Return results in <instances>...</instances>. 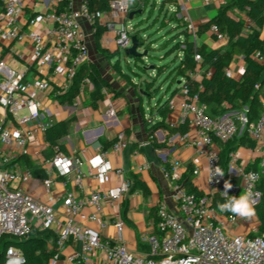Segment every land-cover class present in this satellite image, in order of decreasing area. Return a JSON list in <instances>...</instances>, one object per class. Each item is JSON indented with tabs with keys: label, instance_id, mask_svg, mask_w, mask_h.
<instances>
[{
	"label": "built area",
	"instance_id": "2783aa9c",
	"mask_svg": "<svg viewBox=\"0 0 264 264\" xmlns=\"http://www.w3.org/2000/svg\"><path fill=\"white\" fill-rule=\"evenodd\" d=\"M23 1L6 0L3 10L0 7V41H21L28 37L33 45L35 60V74L31 78H27L25 71L10 66L5 59L0 60V107L3 108V112H0V242L4 238L30 237L36 229L55 230L56 252L49 264L59 263L63 250L69 243L77 247L65 257L69 264H91L99 260L101 254L106 259V264H264V233L254 228V235H236L233 227L239 223L240 217H220L222 212L215 204L216 195L224 197L222 192L225 181L232 185L228 191L230 196H239L241 192L251 190L255 198L254 207L262 199L263 192L259 184L264 171V158L257 170L239 169L231 165L226 171L215 143H226L239 133L247 131L259 148H263L264 109L257 121L249 123L245 109L231 110L220 117H212L207 105L201 103L197 95L191 98L184 96L188 92L187 88L183 89V99L180 102L171 100V109L181 107L183 111L180 124L188 123L196 131L195 137L187 132L181 139L205 156L207 191L202 194L190 192L180 183V161H175L169 167L163 166L164 177L171 187L170 199L176 209L167 200L158 203L156 217L151 220L154 232L147 236L150 252L135 253L125 239L126 221L119 214L112 219L104 216L105 203L108 201L115 206L119 205L132 191L133 180L125 176L123 167L113 165L108 151L103 149L91 156H86V150L79 155H69L60 145H56L51 158H42L41 151L50 125L44 121V105L40 95L52 90L51 71L65 72L72 78L90 60L89 37L84 24H89L94 34V25L106 19L107 28L113 31L105 37L106 43L115 45L121 51L130 47L133 29L127 22L134 11L133 7L139 2L135 5V0H111L110 9L100 11L92 10L85 0L79 8L74 7L73 0H49L52 8L35 15L29 21L31 25L50 23L46 33L34 29L23 33L18 25ZM178 1L181 8L179 17L188 21L189 30L196 39L197 26L189 13V0ZM206 2L210 3V0ZM212 32L219 47L228 44V38L217 25L212 27ZM196 59L200 62L201 55L197 54ZM227 75H233L231 69ZM262 101L264 104V98ZM115 112L112 107L110 113L114 115ZM177 125V122H170L173 128ZM38 137H41L43 143L39 144L37 156L42 159L41 164L48 175L43 179L44 189L47 192L54 189L56 183L52 175L63 178L66 186L74 175L73 182L81 190L85 189L86 178H94L99 187L91 191L85 201L68 191L62 197L65 210L60 212L25 188L36 175L34 169L23 159H31L30 143ZM129 144L126 133L122 131L118 133L110 150L122 154ZM232 160L236 162L237 159L233 157ZM85 164L88 166L87 170H84ZM150 167L151 163H146L140 169ZM216 167L222 169L223 177L215 176ZM194 173L199 174L200 169L196 168ZM250 173L255 174V180L251 179ZM111 176L121 177V180L114 187L104 188ZM235 177L239 181H232ZM86 205L94 211L85 213ZM87 220L96 222L99 227L85 225L84 221ZM110 224L115 228L112 236L104 233ZM24 262L23 251L15 245L9 246L5 264Z\"/></svg>",
	"mask_w": 264,
	"mask_h": 264
},
{
	"label": "crops",
	"instance_id": "0c3cea01",
	"mask_svg": "<svg viewBox=\"0 0 264 264\" xmlns=\"http://www.w3.org/2000/svg\"><path fill=\"white\" fill-rule=\"evenodd\" d=\"M6 0H0V7L3 10ZM74 7L79 8L83 0H73ZM230 0H189V13L196 24L197 28L205 23L207 20L216 16L219 9ZM52 7L49 6V0H24L23 7L19 14L18 25L23 33L34 29L42 33H46L47 28L51 26L48 22L38 23L31 25L29 23L35 15L45 13ZM135 11V10H134ZM140 8L135 14L140 13ZM106 19L102 22L106 26ZM89 37L90 61L94 63L102 72L104 77L109 81V88H106L104 97L96 104H92L89 96L92 90L90 82L86 81L82 89L74 100V102L62 103L56 97V94L68 90L72 83V78L68 77L65 72L56 73L51 71L50 81L52 90L49 93H42L40 98L44 105V121L52 125L59 120L68 119L75 116L72 122L70 132L67 136L62 138V142L66 145V152L69 155H79L83 150L87 151L86 156H91L99 149L108 151V157L115 167H123L125 176L132 180L137 176L149 188V195H145L140 188H133L132 191L124 197L122 202L115 206L110 202L104 205V216L112 219L115 215H120L126 221L125 239L132 251L138 254H146L150 252V246L147 241V236L154 232V227L151 220L156 217L158 203L161 200H167L172 208L176 209V205L171 201V187L167 183L163 166H171L175 161H180L181 164L178 168L179 181L183 185L189 177L192 180V185L197 189L198 193H205L207 191V161L203 154L196 148L186 145L180 134L169 132L162 126H157L155 123L162 118L161 107L166 101L172 97L173 91L180 84L178 81L172 86L171 90L167 89L169 98L165 100L162 98L160 106H157V101L151 105L153 95L149 96L144 88L140 85L135 78L128 77L122 65L120 66L121 74L118 73L112 65L118 60L115 56L111 60L101 54L95 45L94 34L92 33L91 26L84 24ZM113 31L106 26V31L103 36V46L109 48L111 51L117 50L115 45H108L106 43V36H109ZM199 44L206 43L210 47H218L216 40L212 37L211 33H205L197 37ZM5 59L8 64L14 68L23 70L27 74V78L33 77L35 74L33 45L31 40L26 37L21 41L1 42L0 41V60ZM245 68L243 56L237 57L231 65V71L236 77H241ZM132 75V74H130ZM1 78V76H0ZM131 83H130V82ZM144 85V84H143ZM138 88V90H136ZM149 97L148 103L145 98ZM183 99L182 93L178 92L173 97V100L180 102ZM167 105V104H166ZM170 106V105H169ZM116 110L115 114L110 113V109ZM49 110L48 112L46 110ZM0 112L3 108L0 107ZM183 111L181 107L171 109L167 117V123L177 122L179 126L182 119ZM155 125V126H154ZM154 128L150 130V128ZM129 129L126 136L130 142L128 148L122 154H116L111 151V147L105 149L103 142L114 139L118 133L124 132ZM191 136H196V131L189 127ZM47 139L44 143V149L41 151L42 158L45 157V152L48 147ZM43 143L41 137L32 139L30 147L34 149V155L31 156L32 168H42L41 160L37 153L40 151V145ZM215 147L221 153L222 147L219 143H215ZM236 157V162H233V157L229 162V166L246 169L256 160L260 161L264 158V147L259 148L257 145L255 149L247 148L244 146L232 154ZM27 157L23 159L27 163ZM88 158V157H86ZM146 163H151V167L141 170L140 167ZM28 164V163H27ZM30 166V164H28ZM228 166V169H229ZM200 169L199 174H195L194 170ZM87 164L84 165V170H87ZM36 175V174H35ZM136 175V176H135ZM55 178V187L52 191L47 192L44 189L43 179L45 177L36 175V178L28 183L25 188L29 190L36 198L44 203L53 205L58 211L63 212L62 197L68 191H72L79 200L85 201L88 194L99 187V183L94 178L85 179V189L81 190L76 187L73 182L72 175L71 181L64 184V179L61 177ZM121 177L111 176L104 188L114 187L119 183ZM185 187V186H184ZM94 210L89 206H84V212L87 214L92 213ZM224 213L220 217L224 218ZM243 218H240V221ZM79 220H81L79 218ZM246 223L245 233H252L254 228H258L259 220L255 211V215L251 219H243ZM240 221L237 225H240ZM84 224L93 228H98V224L93 221H84ZM234 229V227H233ZM37 230V229H36ZM39 231V230H37ZM55 233V230H52ZM105 235L112 236L115 233L114 225L110 224L105 230ZM48 247L53 248L52 241L48 242ZM76 246L72 243L66 245L63 250L62 259L58 264H69L66 262L65 257L72 254L76 250ZM91 264H106V259L101 254L100 259L93 261Z\"/></svg>",
	"mask_w": 264,
	"mask_h": 264
},
{
	"label": "trees",
	"instance_id": "16d2710c",
	"mask_svg": "<svg viewBox=\"0 0 264 264\" xmlns=\"http://www.w3.org/2000/svg\"><path fill=\"white\" fill-rule=\"evenodd\" d=\"M85 1H87L92 10L108 11L110 9L111 0ZM153 1L156 2L158 0ZM159 1V10L163 8L167 9V18L169 19L167 24L172 25L171 29L167 32L170 37L164 42L163 49L167 50L169 56L175 54V61L178 60V63L175 64L169 75V79H172V81L169 83L167 89L171 90L172 86L178 81L180 84L173 91L170 100L166 101L161 107L162 119L155 123V125L162 126L174 134L184 135L189 131L188 123L183 122L175 128L167 123L170 102L176 93H182L184 88H187L188 91L184 96L191 98L197 95L200 102L207 105L208 113L214 118L220 117L231 110L240 111L245 109L247 111L248 122L257 121L264 109L262 101V98H264V0H230L222 5L216 16L197 28V37L205 33H211L212 37L216 39L212 32V27L217 25L219 30L228 38V44L225 47L219 48L197 42L193 37V33L189 30L188 21L184 17H179L181 8L178 0ZM140 2L133 7V10L137 11L139 9V6H141ZM170 8H173V10L170 11ZM163 22H166V19ZM94 27V41L97 50L110 60L115 56L119 57L121 50L111 51L109 48L103 46L102 40L106 26L102 23H96ZM135 35H137L144 46V36L138 32ZM147 48L149 49L151 46ZM197 54L202 57L200 62L196 59ZM240 56H243L245 62L242 76H228L227 72L231 68L232 63ZM134 59L136 65L145 69L141 63L142 57H135ZM120 66V59L112 65L118 73L121 72ZM168 67L171 68V64L163 66L155 65L154 70L160 76L168 71ZM196 74H198V77H196ZM149 75L150 78L145 79L143 82L145 87L142 88H144L149 96H152L153 93L151 91L155 87V84L152 83L154 82V75L151 73ZM87 80L92 85L89 98L92 104H96L104 97L103 91L109 88V81L90 60L85 62L74 73L68 90L56 94V97L62 103L74 102ZM160 102H162V98L159 99L157 106H160ZM74 120L75 116L59 120L47 128L46 139L48 147L44 153L46 159L54 155L53 147L56 145H60L62 150L66 152V145L62 142V138L69 134ZM124 132L129 133V129H126ZM116 140L117 136L112 140L104 141L102 143L103 147L105 149L110 148ZM217 143L222 147V152L220 153L221 163L226 171L228 170L232 154L238 147L244 146L255 149L257 146L256 141L248 136L247 131L239 133L234 139L226 143L222 141H218ZM27 161L30 167H32L33 165H31L29 158ZM246 169H259V161L256 160ZM35 174L38 176L42 175L43 177L48 176L42 168H36ZM232 181H239V179L235 177ZM133 182L134 189L140 188L145 195H149L150 190L148 186L137 176L133 179ZM184 186L188 191L198 193L197 189L192 185L190 177L186 180ZM259 188L263 192V197L255 206L259 220L257 230L264 233V171H262ZM224 199V197L216 195L215 204L218 206V204L224 202ZM223 213L227 216L233 215L228 212ZM251 234L254 235V233ZM56 240L57 235L52 230H34L30 237L24 239L4 238L0 242V263L5 264L7 249L9 246L15 245L20 247L24 253L25 262L23 264H49L56 252ZM49 241H52L53 248L48 247Z\"/></svg>",
	"mask_w": 264,
	"mask_h": 264
},
{
	"label": "rangeland",
	"instance_id": "374dc122",
	"mask_svg": "<svg viewBox=\"0 0 264 264\" xmlns=\"http://www.w3.org/2000/svg\"><path fill=\"white\" fill-rule=\"evenodd\" d=\"M138 2L140 1L135 0V5ZM140 3L142 4V6H139L141 12L135 14L134 18H130L127 23L130 27H132L133 32H131L133 33V35L138 32L142 36H144V46L140 48V51L145 53L142 56L141 62L145 69H142L141 67L136 65L135 59L132 57L128 58L125 55L124 51H121L118 59H120L123 69L129 73L128 77H133L138 82L140 81V84L137 85L138 87L140 85L142 87H145L143 85V82L145 81V79L150 78L149 73L154 75V82L152 83L155 84V87H153L151 91V93H153V99H150L152 102L151 105H154L161 98H165V100L169 98L170 93L167 92V87L172 81V79H169V75L172 68L175 66V64L178 63V60L175 61V54L169 56L167 54V50L163 49L164 42L168 37H170L167 32L172 27L171 24H167L169 21V19L167 18V9L163 8L159 10V0L156 2H154L153 0H143ZM171 10H173V8H170V11ZM165 19L166 22H163ZM150 46L151 48H149V50L147 47ZM170 64L171 68L168 67V71L163 75L158 76L154 70L155 65L163 66ZM136 90H138V88H136ZM145 100L148 103L149 97L145 98ZM29 155H34V149L32 147H29ZM246 228V223L242 219L240 221V225L234 226L236 235L244 234ZM16 247L20 249V247Z\"/></svg>",
	"mask_w": 264,
	"mask_h": 264
},
{
	"label": "clouds",
	"instance_id": "9594fccd",
	"mask_svg": "<svg viewBox=\"0 0 264 264\" xmlns=\"http://www.w3.org/2000/svg\"><path fill=\"white\" fill-rule=\"evenodd\" d=\"M215 176H224V172L221 168H215ZM249 176L252 180H255V174L250 173ZM232 188L230 182H224V191L222 192L224 195V202L218 204V208L220 212H228L235 216H238L243 219H251L255 215V198L254 193L251 190H247L241 192V194L237 196L228 195V191ZM258 195V194H257Z\"/></svg>",
	"mask_w": 264,
	"mask_h": 264
},
{
	"label": "water",
	"instance_id": "95a60500",
	"mask_svg": "<svg viewBox=\"0 0 264 264\" xmlns=\"http://www.w3.org/2000/svg\"><path fill=\"white\" fill-rule=\"evenodd\" d=\"M136 11H132L130 14V18H134ZM143 46V43L138 39L137 35L132 36V44L130 47L125 49V55L130 58H135V57H142L145 53L140 51V48ZM1 256V254H0ZM1 264V263H0Z\"/></svg>",
	"mask_w": 264,
	"mask_h": 264
}]
</instances>
